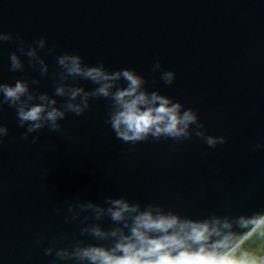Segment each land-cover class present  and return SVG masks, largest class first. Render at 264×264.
<instances>
[{"label":"water","instance_id":"95a60500","mask_svg":"<svg viewBox=\"0 0 264 264\" xmlns=\"http://www.w3.org/2000/svg\"><path fill=\"white\" fill-rule=\"evenodd\" d=\"M0 30L26 45L41 37L48 41L41 51L47 77L24 56L25 70L9 71L8 56L17 43L0 44L3 82L39 80L33 89L51 94L56 57L76 53L86 64L102 62L110 71L135 69L149 91L192 108L209 135L227 140L215 148L196 137L124 144L106 124L104 98L93 100L82 116L69 113L60 122L62 132L43 129L24 140L25 128L5 105L0 264H54L44 255L48 241L37 245L35 239L37 233L79 237L78 222L63 219L65 201L74 197L158 202L195 219L213 211L251 214L264 205V151L254 148L264 144V0H0ZM51 47L55 52L46 54ZM157 61L175 72L171 85L152 71ZM69 82L95 87L81 79Z\"/></svg>","mask_w":264,"mask_h":264},{"label":"clouds","instance_id":"9594fccd","mask_svg":"<svg viewBox=\"0 0 264 264\" xmlns=\"http://www.w3.org/2000/svg\"><path fill=\"white\" fill-rule=\"evenodd\" d=\"M16 42L17 49L8 56L9 71L23 72L25 62L38 69L41 77L49 75V64L41 55L47 38L32 44L0 30V44ZM55 48H47L48 55ZM58 72L54 74L51 94L33 89L39 80L17 79L14 84L0 80V111L14 109L18 127L25 128L22 139L43 129L60 133V123L69 113L82 116L91 102L100 98L109 101L106 124L115 138L124 144L163 139L176 142L202 139L209 148L227 143L225 136L209 135L199 114L157 90L149 91L147 80L135 69L110 71L101 62L89 65L76 53L64 52L56 57ZM153 72L171 85L175 72L163 70L157 61ZM90 81L87 90L69 81ZM121 81L124 86H121ZM57 97L63 98L62 102ZM9 135L7 125L0 123V144ZM39 136H32L35 144ZM264 151V144L254 145ZM64 223H77L78 238L57 234L49 239L37 233L35 243L48 241L44 255L54 264H264V254L239 252L241 245L258 232L264 235V205L251 212L220 214L213 211L195 219L166 207L162 203L133 202L124 196H106L102 203L74 197L65 201ZM225 207H230L226 202ZM59 211V209H58ZM107 219L111 225L102 222ZM65 246H58L60 244Z\"/></svg>","mask_w":264,"mask_h":264},{"label":"trees","instance_id":"16d2710c","mask_svg":"<svg viewBox=\"0 0 264 264\" xmlns=\"http://www.w3.org/2000/svg\"><path fill=\"white\" fill-rule=\"evenodd\" d=\"M257 248H260L264 254V235H261L259 232L246 240L241 245L240 249H238V253L247 252L249 254H253V251Z\"/></svg>","mask_w":264,"mask_h":264},{"label":"rangeland","instance_id":"374dc122","mask_svg":"<svg viewBox=\"0 0 264 264\" xmlns=\"http://www.w3.org/2000/svg\"><path fill=\"white\" fill-rule=\"evenodd\" d=\"M253 254H254V255H262L263 253H262V251H261L260 248H257V249H255V250L253 251Z\"/></svg>","mask_w":264,"mask_h":264}]
</instances>
